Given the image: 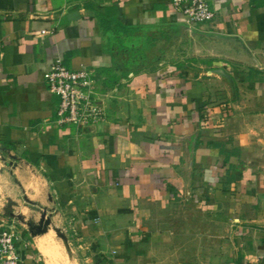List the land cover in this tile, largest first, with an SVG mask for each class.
<instances>
[{
  "label": "crops",
  "instance_id": "obj_1",
  "mask_svg": "<svg viewBox=\"0 0 264 264\" xmlns=\"http://www.w3.org/2000/svg\"><path fill=\"white\" fill-rule=\"evenodd\" d=\"M206 1L192 24L172 0H0V230L22 264H67L68 228L81 264H223L231 231L264 264V0ZM58 57L93 72L86 132L56 123Z\"/></svg>",
  "mask_w": 264,
  "mask_h": 264
},
{
  "label": "built area",
  "instance_id": "obj_2",
  "mask_svg": "<svg viewBox=\"0 0 264 264\" xmlns=\"http://www.w3.org/2000/svg\"><path fill=\"white\" fill-rule=\"evenodd\" d=\"M187 22L199 24L211 21L215 11L206 0H172ZM47 86L58 96L56 123L59 126L75 125L86 132L105 119V110L98 101L95 80L91 69L68 68L58 57L45 77ZM23 239L14 225L0 230V264H22L19 246Z\"/></svg>",
  "mask_w": 264,
  "mask_h": 264
},
{
  "label": "rangeland",
  "instance_id": "obj_3",
  "mask_svg": "<svg viewBox=\"0 0 264 264\" xmlns=\"http://www.w3.org/2000/svg\"><path fill=\"white\" fill-rule=\"evenodd\" d=\"M64 232L66 233L65 235H66L69 247H67L65 245V243H63V240H61V238H60V242L62 243V249H65L68 254L70 253V254L73 255L72 259L69 256L66 257L67 261L70 260L69 262H67V264H71V263L72 264H75V263L76 264H81L82 263V261H81L82 259L81 258H83L84 256H87V253L89 251V249L86 248V247L90 248L91 244L90 245L86 244V245H84L82 247V246H80V244L81 243L83 244L84 241H81V242L80 241H76V235L72 232L71 229L68 228L67 231H64ZM235 233H236L235 231L228 232L227 233L228 237L226 238V241H222V243H221L222 245H221L220 248H222V251L224 253H226L225 260L222 262L223 264H236L235 263L236 260L238 261V260L242 259L241 256H240V252H238L239 250L236 249L237 246L234 245V243H233L234 241H232V238L234 236H236ZM247 234H250V233H247ZM242 238H244L243 241H245L246 243L249 242L248 240H245V234L242 235ZM212 246H213V243H212ZM151 247L155 248V246L153 244L151 245ZM45 249L46 248H43V250H45ZM80 255H81V257H80ZM73 257H74V259H73ZM68 258H70V259H68ZM150 258L148 260L150 261L149 263H151V264L152 263L153 264H157V263L160 264L162 262L171 264V263H175L177 261L185 262L187 257H183V256H179L178 258L174 257L173 261H172V257H169L167 255H165L163 257L161 255H152V257H150ZM71 260H72V262H71ZM215 263H217V260L215 258H212L211 264H215Z\"/></svg>",
  "mask_w": 264,
  "mask_h": 264
},
{
  "label": "water",
  "instance_id": "obj_4",
  "mask_svg": "<svg viewBox=\"0 0 264 264\" xmlns=\"http://www.w3.org/2000/svg\"><path fill=\"white\" fill-rule=\"evenodd\" d=\"M45 230H46V227H41V226H37V227H35V226H33V225H30V231H31V233H32L33 235H36L37 233H42V232H44ZM60 236L63 238V240H64V242H65V245H66L67 247H69V246H68V242H67L66 235L60 233Z\"/></svg>",
  "mask_w": 264,
  "mask_h": 264
},
{
  "label": "bare ground",
  "instance_id": "obj_5",
  "mask_svg": "<svg viewBox=\"0 0 264 264\" xmlns=\"http://www.w3.org/2000/svg\"><path fill=\"white\" fill-rule=\"evenodd\" d=\"M43 241V240H42ZM41 242V241H40ZM44 244V243H43ZM46 245V244H45ZM44 248V247H43ZM43 248H42V251H43ZM47 248V247H46ZM46 250V249H45ZM50 250V249H49ZM50 253V252H49ZM48 253V254H49ZM50 255V254H49ZM68 259H70V258H68ZM70 261V260H69ZM69 261H67V262H69ZM71 262H72V260H71ZM72 264V263H71Z\"/></svg>",
  "mask_w": 264,
  "mask_h": 264
},
{
  "label": "trees",
  "instance_id": "obj_6",
  "mask_svg": "<svg viewBox=\"0 0 264 264\" xmlns=\"http://www.w3.org/2000/svg\"><path fill=\"white\" fill-rule=\"evenodd\" d=\"M237 262H238V264H241V263H242L241 259H240V260H238Z\"/></svg>",
  "mask_w": 264,
  "mask_h": 264
}]
</instances>
